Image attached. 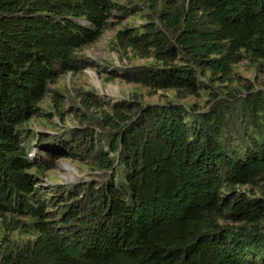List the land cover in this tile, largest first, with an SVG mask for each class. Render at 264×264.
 Returning a JSON list of instances; mask_svg holds the SVG:
<instances>
[{"label":"trees","instance_id":"1","mask_svg":"<svg viewBox=\"0 0 264 264\" xmlns=\"http://www.w3.org/2000/svg\"><path fill=\"white\" fill-rule=\"evenodd\" d=\"M139 3L153 15L113 43L151 59L120 74L173 98L119 100L104 134L67 128L33 146L26 126L49 84ZM139 3L0 0V264H264V79L214 85L203 111L181 100L199 74L230 81L242 59L264 68V0ZM59 157L98 178L40 185Z\"/></svg>","mask_w":264,"mask_h":264},{"label":"rangeland","instance_id":"2","mask_svg":"<svg viewBox=\"0 0 264 264\" xmlns=\"http://www.w3.org/2000/svg\"><path fill=\"white\" fill-rule=\"evenodd\" d=\"M117 3L129 7L132 3H139V0H114ZM140 8L126 16H121L120 12L110 15L112 21H116L112 27L104 30L99 37L77 50L75 53L82 57L83 65L77 72H66L60 75L55 82L49 84L48 94L39 102L40 111L36 117H31L27 123V128L33 131L35 137L40 134H60L67 128L77 127L78 131L84 134L81 141L86 140L89 133L104 134L108 129L105 124L104 113H110L112 106L119 100H128L126 106H133L135 101L143 102H164L173 98V91L169 89L151 90L140 83L129 80L122 76L119 71L123 66L140 64L147 59L136 57L130 52L115 49L113 34L121 25H137L140 23V15H153V12L146 4L139 3ZM230 81L212 79L208 80L202 74L198 78L202 81L197 95H190L181 98L182 101H195L200 106V110L208 108V91L214 85L223 90L233 84L242 87L248 80L253 86L259 87L258 81L264 79V68L254 69L249 61L242 59L233 64L228 71ZM211 83V85H210ZM55 98V101L53 100ZM56 108L61 109L60 114ZM75 133H77L75 129ZM34 146V145H33ZM88 164L77 163L69 157H59L56 166L49 171L48 176H41L40 185L52 183H64L70 185L76 182L96 180L99 171L90 169Z\"/></svg>","mask_w":264,"mask_h":264}]
</instances>
